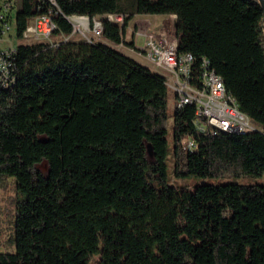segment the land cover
Returning <instances> with one entry per match:
<instances>
[{
	"label": "trees",
	"instance_id": "16d2710c",
	"mask_svg": "<svg viewBox=\"0 0 264 264\" xmlns=\"http://www.w3.org/2000/svg\"><path fill=\"white\" fill-rule=\"evenodd\" d=\"M56 1V35L73 33L72 15L125 14L101 27L117 44L135 14H176L179 52L207 56L258 126L204 134L187 105L172 115L170 147L164 74L106 41L19 44L18 75L0 86V179L18 192L15 246L0 264H264V184L167 180L170 155L177 177L264 175L260 1ZM49 6L20 0L18 36Z\"/></svg>",
	"mask_w": 264,
	"mask_h": 264
},
{
	"label": "built area",
	"instance_id": "2783aa9c",
	"mask_svg": "<svg viewBox=\"0 0 264 264\" xmlns=\"http://www.w3.org/2000/svg\"><path fill=\"white\" fill-rule=\"evenodd\" d=\"M19 2L20 0H0V42L10 36L14 10ZM49 3L48 11L30 20L20 37L22 42L0 46V86L9 84L12 82V76L18 75L19 44L49 41L56 46L69 39L64 34L56 35L54 14L61 9L56 0H49ZM176 17V14H167L163 25L157 30L130 28V48L145 56L155 70H164L165 82L174 92L176 108L195 106L194 122L200 132L213 134L212 127H207V120L219 121L232 131L253 132V126L258 125L240 108L236 97L226 88L224 79L215 78V68L210 59L207 56L197 59L192 52H179V40L175 30ZM68 18L74 25L73 33L80 32L82 35L93 36L106 42L109 40L104 35H97V27H104L105 20L121 26L125 23V14L116 12L72 15ZM140 35L145 37L142 46L137 43ZM56 36L62 38L55 40ZM124 43L125 41L115 45L120 49ZM197 145L195 138L188 136L185 139L187 149L193 151Z\"/></svg>",
	"mask_w": 264,
	"mask_h": 264
},
{
	"label": "rangeland",
	"instance_id": "374dc122",
	"mask_svg": "<svg viewBox=\"0 0 264 264\" xmlns=\"http://www.w3.org/2000/svg\"><path fill=\"white\" fill-rule=\"evenodd\" d=\"M122 5L126 10H130L132 8V2L133 0H121ZM20 8V2L16 6L14 10V18L12 22V30L10 32V36L6 38L3 42H0V46H8L9 44H18L23 41L22 38H20L17 34V24H16V16ZM160 21L165 19L163 15H160L158 17ZM130 28H138V26L133 27L129 26L126 28V33L129 31L130 36ZM88 35H82L79 33H72L71 35H68L67 37L74 38L77 40L84 39ZM62 36H56L55 40H60ZM130 39V37H129ZM102 40V39H101ZM137 43L142 46L145 43V37L143 35H140L137 38ZM129 41L127 42L125 40V43L123 46H121V50L124 48H127L129 50L133 51L130 48ZM176 109V102L174 98V92L172 90L169 91V98H168V113L170 115L169 117V145L170 147L173 146L172 143V115ZM264 128V127H263ZM148 152L151 154V144H147ZM168 161V176L167 180L169 183L175 185L176 187H182V188H188L190 190H194L195 187L198 184L201 183H212V184H224V183H242V184H264V175L262 176H254V175H241L237 176L235 174H222L217 176H208V177H201V176H195V175H189V176H182L177 177L174 174V157L173 155H170L167 159ZM17 190L15 189L14 183L11 182V179H0V249L2 250H13L15 244L13 243V236L15 235V230L13 227V220L15 219L16 212H17V200H18V194ZM97 259V258H96Z\"/></svg>",
	"mask_w": 264,
	"mask_h": 264
},
{
	"label": "crops",
	"instance_id": "0c3cea01",
	"mask_svg": "<svg viewBox=\"0 0 264 264\" xmlns=\"http://www.w3.org/2000/svg\"><path fill=\"white\" fill-rule=\"evenodd\" d=\"M160 15H163V17L165 18L164 14H135L132 19H130L128 26H133V27H140L144 30H157L159 27H161L163 25V22L165 19H163L162 21H160L158 19V17ZM125 40L128 42L130 41L129 39V31L125 34ZM108 44H110L111 46L115 47L116 49L120 50L121 52H123L124 54L134 58L135 60H137L138 62L148 66L149 68H151L153 71H155V69L153 68V65L147 60V58L143 55H140L138 52H132L131 50L127 49V48H123L122 50L119 49L112 41L107 42ZM157 72H160L161 74H164V70H157Z\"/></svg>",
	"mask_w": 264,
	"mask_h": 264
},
{
	"label": "bare ground",
	"instance_id": "6f19581e",
	"mask_svg": "<svg viewBox=\"0 0 264 264\" xmlns=\"http://www.w3.org/2000/svg\"><path fill=\"white\" fill-rule=\"evenodd\" d=\"M97 35H103L101 27H97ZM86 39L100 41V39H95L93 36H86ZM215 78L221 79V77L216 72H215ZM208 126L213 127V132H216L218 130H224V131H228L232 133H243L241 131H232L231 129H228L227 127H225L224 124L219 123V121H216V120H207V127ZM255 128L256 126H253V130Z\"/></svg>",
	"mask_w": 264,
	"mask_h": 264
},
{
	"label": "water",
	"instance_id": "95a60500",
	"mask_svg": "<svg viewBox=\"0 0 264 264\" xmlns=\"http://www.w3.org/2000/svg\"><path fill=\"white\" fill-rule=\"evenodd\" d=\"M259 1H260L261 5H262V7L264 9V0H259Z\"/></svg>",
	"mask_w": 264,
	"mask_h": 264
}]
</instances>
